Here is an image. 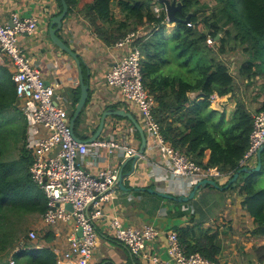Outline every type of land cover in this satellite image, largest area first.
<instances>
[{
  "label": "trees",
  "instance_id": "trees-1",
  "mask_svg": "<svg viewBox=\"0 0 264 264\" xmlns=\"http://www.w3.org/2000/svg\"><path fill=\"white\" fill-rule=\"evenodd\" d=\"M57 1L61 9V1ZM87 1L80 12L106 45H113L142 27L133 45L143 55V85L155 100L152 113L162 137L200 167H216L226 177V184L244 167L239 163L249 146L252 112L264 111V98L253 109L245 101L235 99L228 117L225 111L211 106L212 93L233 95L235 78L228 65L211 53L207 39L217 38L214 41L219 53L241 48L245 58L237 69V77L246 82L260 79L258 96L264 95V0H207L213 6L205 15L199 10L202 0H180L182 8L176 11L178 19L174 22L167 19L161 0ZM66 2L68 12L78 4V0ZM155 4L160 7L159 12L154 11ZM204 7L208 8V3ZM114 8H118L120 18ZM187 16L185 23L183 19ZM220 21L223 23L219 24ZM168 24L174 27L167 31ZM81 67L84 71L83 63ZM79 94L80 85L76 87L74 107ZM87 102L88 99L74 122V133L81 139H88L97 128L95 125L88 132ZM115 118L129 121L120 116ZM27 127L12 73L0 64V264H11L10 256L13 264H56L51 245L32 247L22 221L26 215H42L46 210V198L29 171L32 154L27 147ZM134 134L140 140L135 128ZM260 158L261 169L240 172L230 188L238 189L243 196L242 209L253 217L252 233L264 236V187L257 179L264 171V150ZM198 229L199 234L195 227L175 228L188 253L199 252L217 261L218 234ZM22 234L25 247L16 250ZM43 237L47 243L55 238L51 227H46ZM254 255L258 261L264 260V244L254 247Z\"/></svg>",
  "mask_w": 264,
  "mask_h": 264
},
{
  "label": "crops",
  "instance_id": "crops-1",
  "mask_svg": "<svg viewBox=\"0 0 264 264\" xmlns=\"http://www.w3.org/2000/svg\"><path fill=\"white\" fill-rule=\"evenodd\" d=\"M88 2L78 0V4L66 13L60 29L56 32L62 42L78 53L84 65L82 73L83 78L87 80L89 94L85 106L88 132L98 124L103 110L112 107L133 112L141 123L137 112L124 103L119 90L111 88L106 83L109 68L120 59L125 49L116 47L115 43L106 45L97 36L93 25L80 12L82 6ZM60 10L57 0H0V24L11 22L13 13L36 18L35 31L20 35L18 42L44 80L57 85L55 88L57 102L70 114L75 108L76 87L80 85L78 66L69 53L63 51L50 39L48 31L52 17ZM114 11L116 17L120 18L118 8H114ZM263 98L264 95L258 97L254 108H257ZM131 128V124L126 119L109 116L105 118L101 137L113 135L138 149L140 140L134 132H131ZM45 133V129L37 127V136H43ZM146 137L144 154L136 162L127 160L128 157H123L118 152L108 155L105 150L100 151L98 157L88 155L85 158L93 163L92 170L107 166L119 169L122 166L125 174L122 183L127 188L122 190L116 186V198L103 204L102 216L96 222L97 245L87 264H153L150 260L144 261L140 257L131 255L126 246L113 237L109 229V219L112 216H118L125 226L154 225L160 233L147 245V252L148 255L159 256L160 259L167 258L166 239L169 230L178 227H195L198 234V228L209 229L218 234L219 264H264V260L258 261L254 255V247L264 244V236L252 233L253 217L242 209L243 196L238 189L230 186L219 189L206 185L196 191L193 198L187 202H179L148 191L152 188L175 197L186 196L195 183L169 173L161 163L160 153L154 147L152 139L148 138L147 134ZM256 161L257 159L250 164L255 166ZM211 179H214L220 187L227 184L223 175ZM59 228V235L54 229L55 238L48 245L65 249L70 231L69 225L62 224Z\"/></svg>",
  "mask_w": 264,
  "mask_h": 264
},
{
  "label": "built area",
  "instance_id": "built-area-1",
  "mask_svg": "<svg viewBox=\"0 0 264 264\" xmlns=\"http://www.w3.org/2000/svg\"><path fill=\"white\" fill-rule=\"evenodd\" d=\"M153 9L159 12L160 7L155 4ZM36 27V18L16 13L12 14L11 24H0V64L10 69L19 105L27 117V147L32 154L29 171L46 198V210L41 220L45 226L51 227L53 231L55 229L57 235L62 224L69 225L67 248L51 247L56 255V264H87L97 245L96 222L102 216V206L116 198L119 169L107 166L92 170L93 163L85 158L88 155L98 157L102 150L108 155L118 152L123 157H131L138 153V149L113 135L100 136L92 142H77L73 139L70 115L56 99L57 85L44 80L18 42L20 35L31 34ZM138 35V30L131 31L115 43L116 47L124 48L125 52L109 68L106 74L107 85L118 89L124 103L137 112L145 133L152 139L160 153L161 163L169 173L190 183L221 176L222 173L216 167H200L162 137L152 113L155 100L143 85V55L133 45ZM210 40L207 39L208 42ZM221 99L222 96L212 93L211 106ZM252 117L249 146L240 160L241 166H250L251 161L257 159L258 148L264 144V111H253ZM38 126L45 129L43 136L36 135ZM131 132H134L133 127ZM58 146L60 149L54 153ZM109 229L131 255L144 261L150 260L153 264H219L199 252L188 253L175 230L168 231L167 258L160 259L147 252V245L160 233L154 225L125 226L118 216H112ZM27 237L34 241L36 230L29 229ZM24 243L21 242L16 250L24 248ZM9 261L14 263L12 256Z\"/></svg>",
  "mask_w": 264,
  "mask_h": 264
},
{
  "label": "water",
  "instance_id": "water-1",
  "mask_svg": "<svg viewBox=\"0 0 264 264\" xmlns=\"http://www.w3.org/2000/svg\"><path fill=\"white\" fill-rule=\"evenodd\" d=\"M60 1H61V10L57 15L52 17L51 23L49 24V27H48V31H49L50 39L57 46H59L63 51L69 53L75 59L76 64L78 66L80 95H79L77 103L75 104L74 111L70 117V128L72 131L73 139L77 142H92L101 136V132L103 130L106 117L120 116L123 118H127L132 123L134 128L139 132V135H140V145L138 147V153L134 154L131 157H128V159H127V160H132L133 162H136V160L144 154V151H145V148L147 145V137H146V134H145V131H144L142 124L138 121V119L133 114V112H131L129 110H126L123 108H116V107L107 108V109L103 110V112L101 113V116L99 118V122L97 124V128H96L95 132L88 139H81V138L77 137L76 134L74 133V122H75L77 116L79 115L80 111L82 110L83 106L85 105V103L87 101L88 84L84 81V78H83L82 67H81V61H82L81 57L78 55V53L73 51L69 46H67L64 42H62L60 40V38L56 35V32L60 29V27L62 25V20H63L64 16L68 12V4H67L66 0H60ZM161 2L165 6V10L167 13V19L170 22L176 21L178 18L175 16V13H176V11H178L182 8V2L180 0H170V1L169 0H161ZM183 21L185 23H187L188 22V16L185 19H183ZM9 24H11V22H9ZM200 94H201V92L198 93V95H200ZM59 149H60V146L56 147L54 150V153H57ZM263 150H264V144L261 145L257 150V154H256L257 155V163L254 167H251V168H249L247 166L242 167V169L238 170L237 172H235L233 174V176L228 180L227 184L224 185L223 187H220L214 179L203 178V179L198 180L193 185L192 190L186 196L181 195V196L175 197L169 193L159 192V191L152 189V188L148 189V191L157 193L158 195L165 197V198L175 199L176 201H179V202H187L193 198L196 191H198L202 187H205L206 185H211V186H214V187L219 188V189L227 188L230 185H233L236 183V180H237L240 172L252 173L255 171H259L261 169V158H260V156H261V152ZM132 170H131V172H132ZM124 177H125V174L123 173V167L121 166L118 170V176L116 179V186H118L122 190H127V188L124 187L123 183H122ZM78 234L79 235L81 234V230L78 231Z\"/></svg>",
  "mask_w": 264,
  "mask_h": 264
},
{
  "label": "rangeland",
  "instance_id": "rangeland-1",
  "mask_svg": "<svg viewBox=\"0 0 264 264\" xmlns=\"http://www.w3.org/2000/svg\"><path fill=\"white\" fill-rule=\"evenodd\" d=\"M205 3H208V8L204 7ZM212 6H213L212 2H209L207 0H202L201 5H199L200 8L199 10H201L200 14L201 15L209 14L211 12ZM222 23L223 21H220L219 24ZM173 27L174 24H168L166 26L167 31ZM141 31H142V27L138 29V33L140 34ZM208 39H211L210 42L207 41L208 45L210 46L211 53L228 65L230 72L235 78L233 95L232 96L225 95V97L223 96V98L218 103L214 104L213 107H216V109L218 108V110L225 111L228 117L231 114L232 110L234 109L235 99H241L245 101L246 104L247 103L249 104L250 109H253L258 102V97H259L258 95H260L259 84L261 80L253 79L249 82H246L245 80L237 77V69L241 61L245 58V54L242 52L241 48H237L235 51L219 53L217 52V43L214 41L217 38L213 40L211 36L208 37ZM257 179H259L260 185L264 187V171L257 175ZM22 221L24 222V227L27 229V232L29 231V229L33 228L36 230L37 233L36 239L34 241H30L29 243L38 246L37 248L42 247L44 245H48V243L45 241L43 237V234L45 233L47 226L43 224L41 220V215H37V214L26 215L23 217ZM23 241H25L24 234H22V236L20 237V241L19 240L17 241L15 247L19 246L20 243ZM34 245H32V247H34Z\"/></svg>",
  "mask_w": 264,
  "mask_h": 264
}]
</instances>
